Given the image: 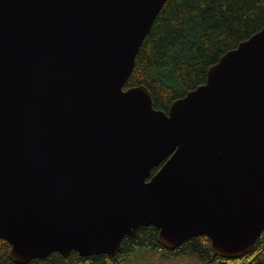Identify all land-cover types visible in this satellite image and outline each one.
Instances as JSON below:
<instances>
[{
  "label": "water",
  "instance_id": "95a60500",
  "mask_svg": "<svg viewBox=\"0 0 264 264\" xmlns=\"http://www.w3.org/2000/svg\"><path fill=\"white\" fill-rule=\"evenodd\" d=\"M167 0H0V239L27 264L121 249L249 253L264 231V27L155 109L124 89ZM159 169L152 174L154 168Z\"/></svg>",
  "mask_w": 264,
  "mask_h": 264
},
{
  "label": "trees",
  "instance_id": "16d2710c",
  "mask_svg": "<svg viewBox=\"0 0 264 264\" xmlns=\"http://www.w3.org/2000/svg\"><path fill=\"white\" fill-rule=\"evenodd\" d=\"M263 27L264 0H167L139 49L124 89L145 86L154 108L167 112L174 100L205 83L208 67ZM157 235L154 226L140 227L123 238L120 251L112 257L80 256L75 251L63 257L53 252L27 264H124L138 248L158 251L165 258L192 256L203 264H264V231L249 253L235 259L213 254L206 236L169 250L158 243ZM9 251L10 245L0 239V264H16Z\"/></svg>",
  "mask_w": 264,
  "mask_h": 264
},
{
  "label": "rangeland",
  "instance_id": "374dc122",
  "mask_svg": "<svg viewBox=\"0 0 264 264\" xmlns=\"http://www.w3.org/2000/svg\"><path fill=\"white\" fill-rule=\"evenodd\" d=\"M124 264H203L192 256L165 258L160 252L138 248Z\"/></svg>",
  "mask_w": 264,
  "mask_h": 264
}]
</instances>
